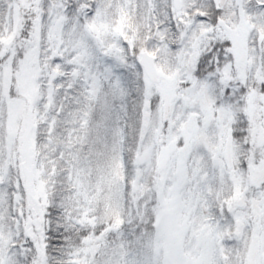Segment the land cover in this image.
I'll use <instances>...</instances> for the list:
<instances>
[{"label":"snow or ice","instance_id":"obj_1","mask_svg":"<svg viewBox=\"0 0 264 264\" xmlns=\"http://www.w3.org/2000/svg\"><path fill=\"white\" fill-rule=\"evenodd\" d=\"M0 264H264V0H0Z\"/></svg>","mask_w":264,"mask_h":264}]
</instances>
